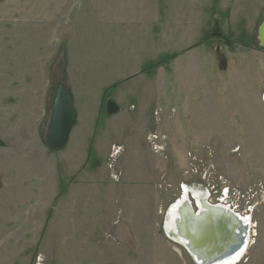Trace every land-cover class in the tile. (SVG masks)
Segmentation results:
<instances>
[{"label":"rangeland","instance_id":"rangeland-1","mask_svg":"<svg viewBox=\"0 0 264 264\" xmlns=\"http://www.w3.org/2000/svg\"><path fill=\"white\" fill-rule=\"evenodd\" d=\"M263 14L264 0H0V264H194L163 231L184 188L249 216L237 264H264ZM59 86L76 120L51 150Z\"/></svg>","mask_w":264,"mask_h":264},{"label":"water","instance_id":"water-1","mask_svg":"<svg viewBox=\"0 0 264 264\" xmlns=\"http://www.w3.org/2000/svg\"><path fill=\"white\" fill-rule=\"evenodd\" d=\"M256 33L258 46L264 48V14ZM119 111V106L112 98L105 100L104 113L106 116H115ZM75 120L76 114L72 98L63 86H59L53 100L51 119L46 136L47 146L51 150L64 148L71 129L74 127ZM203 201L200 202V207L203 210L199 212L195 200L193 199V208L187 198V193L185 194V199H181V202L187 210V217L195 221L194 229L189 228L185 223L186 225H183L184 228L181 233L185 242L177 240V236L173 232H170L172 238L170 240L179 245L194 264L230 263L234 257L239 256L246 248L249 236L247 221L229 208L224 206L220 208V204H209L206 197ZM164 233L166 234L165 231Z\"/></svg>","mask_w":264,"mask_h":264},{"label":"bare ground","instance_id":"bare-ground-1","mask_svg":"<svg viewBox=\"0 0 264 264\" xmlns=\"http://www.w3.org/2000/svg\"><path fill=\"white\" fill-rule=\"evenodd\" d=\"M188 192L193 196V199L195 200V203L198 206L199 212H202L203 208L200 207L201 203L203 200H205V193L204 192H200L198 189H191L188 190L186 188L183 189L182 191V195L181 197L170 206V209L168 210L165 220H164V224H163V231L166 232V236L169 235V239H172L170 236V232H173L176 234L177 236V240L181 241V242H185V240L182 238L181 233L183 232V225L189 226V228L194 229V224L195 221L194 219L188 218L187 217V210L184 207L183 202H181V199H185V194ZM201 202V203H200ZM204 202V201H203ZM226 207L225 205H219L220 208L222 207ZM227 208V207H226ZM244 220L247 221V224L250 225L249 223V218L246 217ZM186 223V224H185ZM249 248L248 242H247V246L245 248V250L236 258L234 257L230 263H225V264H237L240 262V260L244 257V255L246 254L247 250ZM218 264H222V263H218Z\"/></svg>","mask_w":264,"mask_h":264},{"label":"flooded vegetation","instance_id":"flooded-vegetation-1","mask_svg":"<svg viewBox=\"0 0 264 264\" xmlns=\"http://www.w3.org/2000/svg\"><path fill=\"white\" fill-rule=\"evenodd\" d=\"M217 23H218V22L215 21V24H214L215 26H212V27H211V30H212V31H215V30H216L215 27H216ZM258 26H259V25H258ZM257 28H258V27H257ZM256 32H257V30H256ZM216 36L221 37V40H222V39H225V40H226V38H223V35H222L221 33H217ZM256 36H257V33H256ZM248 41L250 42L251 40H248ZM256 41H257V37H256ZM257 46H258V42H257ZM206 200H207V198H206ZM251 234H252V233H251ZM251 244H253V241L251 242ZM251 244H250V245H251Z\"/></svg>","mask_w":264,"mask_h":264},{"label":"built area","instance_id":"built-area-1","mask_svg":"<svg viewBox=\"0 0 264 264\" xmlns=\"http://www.w3.org/2000/svg\"><path fill=\"white\" fill-rule=\"evenodd\" d=\"M263 101H264V96H263ZM222 197H224L223 194H222ZM221 202H222V201H220L219 204H220V205H223ZM226 207L229 208V209H231V208H230L231 206H226ZM241 216H242V215H241ZM243 217H245V218L248 217V218H249V216H243ZM251 226H252V225H251ZM251 231H252V229H251ZM251 233H252V232H251ZM251 237H252V235H251Z\"/></svg>","mask_w":264,"mask_h":264},{"label":"trees","instance_id":"trees-1","mask_svg":"<svg viewBox=\"0 0 264 264\" xmlns=\"http://www.w3.org/2000/svg\"><path fill=\"white\" fill-rule=\"evenodd\" d=\"M171 57H174V56H171ZM148 73H149V71H148Z\"/></svg>","mask_w":264,"mask_h":264}]
</instances>
